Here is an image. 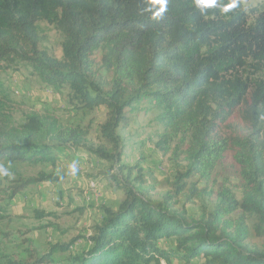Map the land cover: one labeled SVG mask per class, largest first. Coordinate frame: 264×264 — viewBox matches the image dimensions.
<instances>
[{"label":"trees","instance_id":"trees-1","mask_svg":"<svg viewBox=\"0 0 264 264\" xmlns=\"http://www.w3.org/2000/svg\"><path fill=\"white\" fill-rule=\"evenodd\" d=\"M144 6L143 0H0V71L26 63L45 85H67L75 108H106L99 124L106 143L97 145L88 143L85 128L65 126L50 113L32 112L18 126L0 117V162L55 165L61 153L83 148L110 163L102 175L125 198L117 207L102 206L87 247L69 264H264V80L253 78L264 67V0L251 15L241 7L202 15L194 0H170L158 22L141 14ZM41 21L63 34L61 59L40 48ZM98 53L111 74L106 92L97 77ZM4 100L10 97L0 81ZM143 104L159 108L166 126L192 138L184 161L174 160L173 197L147 196L139 163H124L128 145L117 129L128 127ZM228 154L241 199L223 187L218 204L199 219L176 209L172 198L186 190L187 180H210ZM56 180L44 173L21 179L8 200ZM251 220L259 246L250 245ZM77 240L45 253L30 248L28 259L6 264H49Z\"/></svg>","mask_w":264,"mask_h":264},{"label":"rangeland","instance_id":"rangeland-1","mask_svg":"<svg viewBox=\"0 0 264 264\" xmlns=\"http://www.w3.org/2000/svg\"><path fill=\"white\" fill-rule=\"evenodd\" d=\"M262 1L243 0L241 8L251 15ZM227 2L223 0V3ZM38 30L40 48L61 59L64 39L61 31L45 21L38 23ZM95 58L97 77L106 92L110 89L111 74L102 69L100 53ZM253 78L264 80V67ZM0 81L10 97L9 101L0 102V117H10L12 125H21L32 112L50 113L65 126L85 128L89 144L106 143L99 127L106 119L105 106L75 108L70 103L71 91L67 85L59 89L45 85L26 63L0 71ZM141 107L144 108L130 115L128 127L117 129V134L128 145L124 163H139L145 181L143 190H147V196L154 200H160L165 195L173 197L175 191L171 184L175 175L174 160L184 161L192 138L183 129L176 131L166 126L159 108L147 104ZM233 122H239V119L235 118ZM74 160L79 162L78 174L75 178L65 175L63 180H59L57 172L66 173L68 165ZM109 166V162L87 154L83 148L61 153L55 165L12 164L15 178H0V264H6L7 259L25 261L29 258L30 248L45 253L56 243L78 239L69 250L54 254V262L49 263L69 264L70 257L78 255L87 247L86 237L103 217L102 206L117 207L125 198V192L112 187L102 175ZM39 173L55 175L57 180L31 185L13 200H8L9 188L14 183L37 177ZM91 182H95L96 186H92ZM136 186L139 187L138 184ZM223 187L229 188L237 199H241V182L230 154L216 167L210 180L198 176L190 178L186 190L177 199L172 198L171 202L178 201L176 209L183 207L190 218L199 219L203 214L212 212L219 202L218 194ZM195 190V198L188 201V195ZM249 226L250 245L259 246V240L253 233V220ZM165 243L171 244L170 241ZM201 263V260H197L194 264ZM157 264L178 263L162 260Z\"/></svg>","mask_w":264,"mask_h":264},{"label":"clouds","instance_id":"clouds-1","mask_svg":"<svg viewBox=\"0 0 264 264\" xmlns=\"http://www.w3.org/2000/svg\"><path fill=\"white\" fill-rule=\"evenodd\" d=\"M144 7L141 8V14H149V18L154 21H161L165 18L169 11L170 0H143ZM243 0H228L223 3V0H194L196 8L201 14H206L210 9H216L222 14L234 12L241 7ZM264 120V116L261 117ZM79 172V162L72 161L67 168V172H57L59 180H63L65 175L75 178ZM0 178H7L9 180L15 178V173L12 171V161L8 160L7 164L0 162Z\"/></svg>","mask_w":264,"mask_h":264},{"label":"bare ground","instance_id":"bare-ground-1","mask_svg":"<svg viewBox=\"0 0 264 264\" xmlns=\"http://www.w3.org/2000/svg\"><path fill=\"white\" fill-rule=\"evenodd\" d=\"M92 186H96L95 182H91Z\"/></svg>","mask_w":264,"mask_h":264}]
</instances>
